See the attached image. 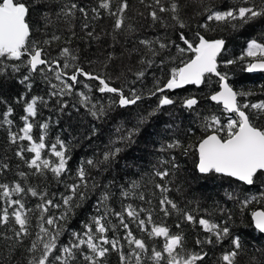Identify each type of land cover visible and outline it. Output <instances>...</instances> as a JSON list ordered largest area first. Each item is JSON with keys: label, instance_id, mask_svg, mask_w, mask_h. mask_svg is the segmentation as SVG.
Instances as JSON below:
<instances>
[{"label": "snow or ice", "instance_id": "snow-or-ice-1", "mask_svg": "<svg viewBox=\"0 0 264 264\" xmlns=\"http://www.w3.org/2000/svg\"><path fill=\"white\" fill-rule=\"evenodd\" d=\"M138 2L144 11H138L137 15L149 20L150 27L159 28L160 33L138 39L143 53L137 48L132 51L140 54L137 61L140 67L132 73L134 79L117 84L115 81L121 77L113 78L106 71L117 59L114 52L107 54L99 72H93L85 69L79 49L72 44L75 39L98 42L101 34L90 21L100 20L104 15L112 21V31L104 34L110 35L114 44L119 36L135 35L138 28L128 16L129 0H94L95 6L78 0H0V106H3L0 128L6 130L8 142L15 145V157L28 169L17 171V179L0 181V251L14 258L23 250L27 254L26 264H109L112 254L118 257L119 264H205L210 253L204 247L223 245L226 240L230 247L219 256V264H243L242 257L247 255L241 237L232 233L230 213L227 221H216L207 215V209L202 210L206 215H199V205L189 210L170 197L171 177L179 168L175 156L160 161L171 168L153 171V177L163 181L154 184L159 193L157 207L124 203L139 200L151 206L152 201L139 191L141 183L137 180L130 181L127 187L117 186L120 205L119 209L113 207V181L102 183L99 177L118 162L124 151L118 145L134 144V138L149 120L162 114L163 109L178 106L199 119L201 135L187 146L173 139L161 151L182 150L188 155L195 149L199 174L226 177L247 186H264V100L247 99L255 93L236 90L228 73L219 70L245 61L248 72L264 70V35L247 41L239 57L225 59L226 39L208 38L204 34L221 25L239 31L264 21V0H236L224 10L216 7L215 0ZM190 9L192 16L204 18L195 28L187 14ZM77 14L83 20L82 35H78L74 23ZM60 22L65 25L67 39L62 33L50 31ZM165 70L166 78H162ZM156 71L162 76H156ZM149 75L152 87L137 88V82L143 84ZM213 76L217 78L218 90L207 95L168 94L188 85L210 88ZM13 80L24 91L10 103L2 89ZM38 81L46 86L45 95H31ZM94 92L102 98L95 97ZM153 97L156 106L151 111L141 114L131 128L121 121L104 150L81 159L75 168L71 163L72 141L60 134L51 138L50 128L58 125L59 120L43 119L41 112L53 101L61 115L71 116L73 111L79 114L83 108L93 121L85 136L91 141L99 139L103 125L116 109H128ZM202 101L219 105L227 114L226 121L211 111L201 115ZM15 105L23 107L19 125ZM196 131L195 127H189L187 134L195 135ZM8 171L10 163L0 160V176ZM32 177L40 183H30ZM49 178L58 186L57 191L50 190ZM225 195L228 200H236L242 210L260 204V208L251 211V220L255 230L264 234V191L246 194L242 199L234 192ZM93 196L96 197L93 211L77 222L78 227H71L79 210ZM29 199L35 200L31 206ZM219 211L223 214L227 210ZM157 212L162 214L159 221L154 219ZM170 217H176L178 231L167 223ZM182 224L199 227L204 233L195 239L199 250L186 247ZM0 264L11 261L0 255ZM247 264L264 261L249 256Z\"/></svg>", "mask_w": 264, "mask_h": 264}, {"label": "trees", "instance_id": "trees-1", "mask_svg": "<svg viewBox=\"0 0 264 264\" xmlns=\"http://www.w3.org/2000/svg\"><path fill=\"white\" fill-rule=\"evenodd\" d=\"M78 2L88 6H95L94 0H78ZM129 2L131 6V11L128 13L130 22L135 24L138 28V32L135 35L119 36L118 42L114 44L112 37L104 34L112 31V21L104 15V17L100 20L90 21L95 26L96 32L101 34V39L98 42L89 41L86 43L84 40L75 39L72 44L73 48L79 49V56L85 69L93 72H99L102 68L101 62L105 60L109 52H114L117 59L111 63L106 71L107 74L113 78L121 77V79L115 81L117 84H123L126 80L130 81L134 79L132 73L137 71L140 67L137 61L140 58V54L143 53V48L137 42L138 39L151 38L160 33L159 28L150 27L151 22L149 20L143 19L137 15L138 11H144L143 6L139 4L138 0H129ZM235 3L236 0H215L216 7L219 10H224L227 7L233 6ZM187 14L191 18L190 23L194 28L197 24L204 22L203 17L192 16L191 9ZM82 22V18L79 17V14H77V19L74 23L76 25L78 35H82L80 32V25ZM64 28L65 25L63 22H60L55 28L50 29V31H56L57 34L62 33L65 39H67L68 33L64 31ZM221 28L223 30H221ZM201 31L203 32V30ZM204 34L208 38L223 37L226 39L228 42V52L224 58L235 59L242 54L243 50L247 46V41L253 38H260L261 35H264V21H258L255 24L246 26L239 31H233L227 26L221 25L216 31H210ZM37 38L39 39L42 37L37 36ZM172 38L176 39V36L173 35ZM133 48L140 49V54L133 52ZM172 52L173 54L175 53L174 48L172 49ZM89 62L91 63L89 64ZM129 69L132 71L129 72ZM245 69L246 61L239 62L226 68L222 66L219 70L228 73L229 82L236 90L251 91L255 93V95L248 97L247 99L252 102L264 100V73L251 74ZM155 75L158 77L162 76L159 71H156ZM162 78H166V70ZM216 79V77H212L213 83L210 88L203 85L199 88L189 86L168 94L178 97L188 95L200 96L201 94L207 95L210 91L218 90V86L215 82ZM136 87L145 89L151 88L152 75H149L143 84L137 82ZM23 91V86L13 80L7 87L2 89V94L11 103L13 102V99ZM46 91V86L38 81L36 86L33 88L31 95H45ZM93 95L97 98H102L99 93L94 92ZM155 106L156 98L153 97L141 101L138 105L128 109H116V111L112 113V118L103 125L101 134H99V139L93 138L91 141L86 139L85 136L89 131V125L92 124L93 121L89 116H87L83 108L80 109L79 114L73 111L71 116L61 115L55 110L57 105L53 101L47 108L41 109V112L43 119L51 117L53 121L59 120L58 125L53 124L50 128L51 138L54 139L57 134H60L61 138L72 141L73 160L71 163L73 168H75L81 159L91 157L94 153L98 154L104 150V146L108 144L109 139L114 138L113 129L117 127L121 121L124 122L126 128H131L135 125L141 114H146ZM15 107L17 124L19 125L21 123L19 121V116L24 114L23 107L21 105H15ZM2 108L3 106H0V110H2ZM170 110H173V112ZM209 111L215 112L217 115H221L222 119H225L226 121L227 114L222 112L219 105H216L214 102L202 101L201 115H207ZM162 113H166L167 117L162 118L158 115L149 120L143 126L140 135L134 138V144L128 146L123 144L118 145L124 148V151L120 154V157H118V162L112 166V169L103 172V174L99 177L102 183L113 181L114 186L112 191L115 192L113 207L119 209L120 205V195L117 186L124 185L127 187L129 182L132 180H137L141 183V189L139 191H143L146 199H150L152 204L150 206L145 201L139 200H126L124 203H133L143 207H157L159 193L154 188V184L163 183V181H160L159 178H154L153 171L154 169H160L163 167L171 168L170 164L161 165L160 161L169 160L172 156H175L176 163L179 165V168L174 171V174L171 177L172 182L170 186L173 188V191L169 193L170 197L179 203L181 207H186L189 210L195 208L196 205H199V209H201L199 215H206V213L202 210L207 209V215H210L211 218L216 221H227L230 213L231 220L228 222L232 228V233L233 235H239L241 237L242 243L247 251V255L242 257L243 264H247L249 256H255L258 261H264V234L255 230L251 220V211L260 208L261 205L254 203L247 209L242 210L236 200H228L225 195L226 192H234L239 194L242 199L246 194L257 195L260 191H264V186H247L237 183L242 186L240 190H224L217 186L218 183L216 180L207 182L202 180L203 176L198 173L195 166L198 162L197 156L195 155L194 160L191 158V155L195 154V149H193L188 155H184L182 150L161 151V147L171 142L173 139H179L185 146H187L189 144H193L197 137L201 135V132L199 131V119L188 114L178 106L175 108L163 109ZM169 113H171V115H169ZM168 118H171V120L166 121ZM189 127H195L197 129L195 135L190 136L187 134ZM144 137L147 141V147L144 142L141 143ZM14 151L15 145H11L8 142L6 130L0 128V160H5L11 165V171L5 172L4 175L0 176V181H12L18 178L16 176L17 171L28 170L19 158L15 157ZM131 158L133 159V163L127 164V159ZM17 165H19V168H17ZM93 175H96L95 171L93 172ZM192 175H196L200 181L196 187H191L189 185V177ZM30 183L36 184L40 183V181L37 178L32 177L30 178ZM48 183L51 191H57L58 186L51 181V178H49ZM176 189L179 190L177 191ZM60 190H62V188ZM153 192H156V195H152ZM95 199L96 197L93 196L92 199L79 210V213L73 220L71 227H78L77 222L83 219L86 214L93 211L92 203ZM34 203V199H29V206ZM221 208L226 209L227 211L221 214L219 211ZM161 215L162 214L157 212L154 219L159 221ZM176 222V217H170L167 220V223L172 226L173 231H178V229L175 228ZM181 228L185 234L186 247L190 250H199L195 245V239L197 236L203 237L204 233L201 229L199 227L192 228L191 226L184 224L181 225ZM156 244L158 247L159 240L156 241ZM229 247L230 243L227 240L223 243V245L205 246L204 250L210 253L206 258L205 264H219V256ZM0 255H3L5 260H10L11 264H26L24 256L27 254L24 253L23 250L17 252L14 258L9 256L6 251H0ZM109 264H119L118 257L115 254H112L109 258Z\"/></svg>", "mask_w": 264, "mask_h": 264}, {"label": "rangeland", "instance_id": "rangeland-1", "mask_svg": "<svg viewBox=\"0 0 264 264\" xmlns=\"http://www.w3.org/2000/svg\"><path fill=\"white\" fill-rule=\"evenodd\" d=\"M171 112H173V110H170ZM178 111V110H177ZM169 112V111H168ZM160 116L162 117V118H165V117H167V114L166 113H162V114H160ZM166 120V119H165ZM171 120V118H168L166 121H170ZM144 142V144L146 145V147L148 146L147 145V141H146V139H145V137L143 138V141L141 142V143H143ZM139 143V142H138ZM141 143H140V145H141ZM191 158L194 160L195 159V154H192L191 155ZM192 159H191V161H192ZM127 164H131V163H133V159L131 158V159H127ZM190 171V170H189ZM188 171V172H189ZM191 172V171H190ZM201 175V174H200ZM193 176V177H192ZM191 177H189V185L191 186V187H196L199 183H200V181L198 180V178L196 177V175H192ZM201 176H203V181H211V180H216L217 181V183H218V187H220V188H222V189H230V190H232V191H238V190H240L241 188H242V186L241 185H238L237 183H240V184H242L241 182H238V181H235V180H229L228 178H226V177H219V176H217V177H206V176H204V175H201ZM264 241V240H263Z\"/></svg>", "mask_w": 264, "mask_h": 264}, {"label": "water", "instance_id": "water-1", "mask_svg": "<svg viewBox=\"0 0 264 264\" xmlns=\"http://www.w3.org/2000/svg\"><path fill=\"white\" fill-rule=\"evenodd\" d=\"M249 73H251V74H260V73H264V70H256V71H253V72H249ZM189 86H192V85H188V86H185L184 88H187V87H189ZM195 87H197V86H195ZM199 87H201V86H199ZM199 87H197V88H199ZM184 88H182V89H184ZM178 90H180V89H177V90H175V91H178ZM174 91V92H175ZM202 175V174H201ZM258 209V208H257Z\"/></svg>", "mask_w": 264, "mask_h": 264}]
</instances>
